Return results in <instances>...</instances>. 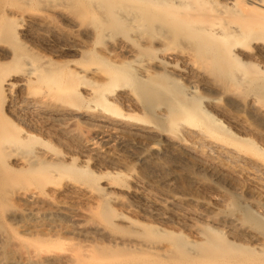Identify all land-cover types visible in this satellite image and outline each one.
Returning a JSON list of instances; mask_svg holds the SVG:
<instances>
[{"label":"bare ground","instance_id":"1","mask_svg":"<svg viewBox=\"0 0 264 264\" xmlns=\"http://www.w3.org/2000/svg\"><path fill=\"white\" fill-rule=\"evenodd\" d=\"M0 185L106 264H264V0H0Z\"/></svg>","mask_w":264,"mask_h":264},{"label":"rangeland","instance_id":"2","mask_svg":"<svg viewBox=\"0 0 264 264\" xmlns=\"http://www.w3.org/2000/svg\"><path fill=\"white\" fill-rule=\"evenodd\" d=\"M52 223L49 213L23 211L8 188L0 185V264H106L100 262L105 249L84 245L80 229L53 228ZM61 226L66 224L61 221ZM52 253L62 255V262L40 260Z\"/></svg>","mask_w":264,"mask_h":264}]
</instances>
